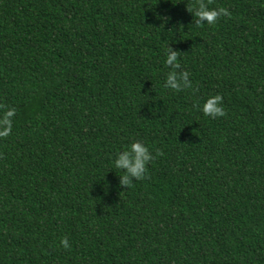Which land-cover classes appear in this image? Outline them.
<instances>
[{
    "label": "trees",
    "instance_id": "obj_1",
    "mask_svg": "<svg viewBox=\"0 0 264 264\" xmlns=\"http://www.w3.org/2000/svg\"><path fill=\"white\" fill-rule=\"evenodd\" d=\"M9 108L0 264H264V0H0ZM134 141L153 159L123 186Z\"/></svg>",
    "mask_w": 264,
    "mask_h": 264
},
{
    "label": "clouds",
    "instance_id": "obj_2",
    "mask_svg": "<svg viewBox=\"0 0 264 264\" xmlns=\"http://www.w3.org/2000/svg\"><path fill=\"white\" fill-rule=\"evenodd\" d=\"M226 14L224 9L209 10L204 5L195 11L198 22L213 23L218 15ZM165 64L172 66L164 81V87L181 91L185 88H191L192 82L189 79V73L184 71L177 73L175 69L180 67L178 62V52L167 49ZM205 116L212 118L222 117L225 115L222 104V97L219 94L208 96L203 102L201 108ZM15 109L9 108L0 114V136H7L11 132L12 117ZM153 159V155L149 149L141 142H132L125 150L117 153L114 160V167L123 170V175L120 176V183L123 186H128L133 179H141L146 174V165ZM60 244L64 248L69 247L67 238H62Z\"/></svg>",
    "mask_w": 264,
    "mask_h": 264
}]
</instances>
